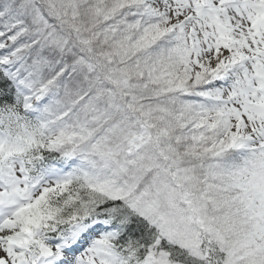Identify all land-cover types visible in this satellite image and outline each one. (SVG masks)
Masks as SVG:
<instances>
[{"label":"snow or ice","instance_id":"snow-or-ice-1","mask_svg":"<svg viewBox=\"0 0 264 264\" xmlns=\"http://www.w3.org/2000/svg\"><path fill=\"white\" fill-rule=\"evenodd\" d=\"M0 264H264V0H0Z\"/></svg>","mask_w":264,"mask_h":264}]
</instances>
